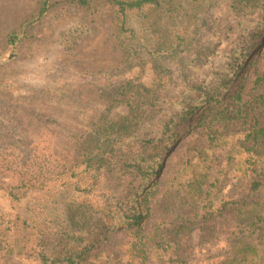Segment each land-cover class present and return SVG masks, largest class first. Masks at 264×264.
I'll list each match as a JSON object with an SVG mask.
<instances>
[{"label": "rangeland", "instance_id": "rangeland-1", "mask_svg": "<svg viewBox=\"0 0 264 264\" xmlns=\"http://www.w3.org/2000/svg\"><path fill=\"white\" fill-rule=\"evenodd\" d=\"M39 1L0 0V264H38L39 231L65 227L72 202L96 205L100 194L127 193L124 177L110 175L100 178V191L82 194L93 183V173L76 166L84 137L94 146V138L113 137L111 126L124 122L123 144L136 152V140L155 137L188 84L264 40L260 11L244 3L234 9L231 0H161L126 13L131 33L119 30L120 17L102 0L87 8L52 0L36 19ZM13 33L18 40L11 45ZM242 60L231 88L243 84V99L251 101L264 91L253 85L263 62L249 67L252 54ZM127 82L148 90H138L132 106L115 101ZM263 109L254 103L249 117L228 123L177 124L178 136L159 148L165 153L145 227L146 259L132 258L120 230L87 264H219L228 257L236 239L247 236L246 221L264 214V145L247 139L251 124L264 122ZM120 147L114 150L127 153ZM108 158L114 168V154ZM73 164L76 175L69 177L65 167ZM39 174L42 187L23 196L16 190L23 175ZM262 229L248 241L264 254Z\"/></svg>", "mask_w": 264, "mask_h": 264}, {"label": "trees", "instance_id": "trees-1", "mask_svg": "<svg viewBox=\"0 0 264 264\" xmlns=\"http://www.w3.org/2000/svg\"><path fill=\"white\" fill-rule=\"evenodd\" d=\"M51 1H39L36 19H40L45 15ZM64 1L87 8L94 0ZM102 1L116 10V14L120 17L119 30L131 33L130 30L124 27L126 13L139 11L145 7H159L161 0ZM243 3L250 6L254 5L259 10L261 22L264 24V0H231L230 6L236 9ZM260 37L261 35L253 36L250 40H257ZM17 40V35L13 33L8 37V44L13 45ZM249 49L243 48L241 57L235 56L233 62L227 66H220L221 69L218 67L211 69V73L200 84H188L185 93L176 101L177 109L175 111L168 110L167 118L159 121L157 125L159 131L155 137L148 140H136L139 145L136 152L131 153V148L123 144L124 140H122L120 134L123 131L124 122L111 126L112 131H114L113 137L108 136L104 141H97L94 138V146L89 145L86 141L87 138H83L84 141H81L79 152L76 154V166H83L84 173L92 172L93 183L90 188L82 190V194L86 195L95 190L100 191V178H108L110 175L111 177L114 175L124 177L128 191L124 197H116L113 194H100L101 202L96 205L88 200H82L78 204L74 202L69 204L68 220L65 227L54 229L53 225L39 231L41 240L36 245L35 251V260L38 261V264H87L90 260L96 261L101 258L100 246L120 230H123L130 239L132 258H141L142 262L146 259L145 227L151 215L152 190L156 186L155 179L161 170L162 157L165 153V151L164 153L160 152L159 148L165 141L169 144L178 136L174 135L177 124H185L189 125V128H193L195 125L204 127L212 121L228 123L249 117V110L254 103H259L261 107H264V91L251 101H244L243 84H240L238 90L231 88L236 72L241 70L244 65L242 58L245 59L249 54H252L249 67L256 64L258 60L263 62L262 72L255 74L253 85L255 87L264 85V40L254 42V45L252 44ZM179 63V66L182 67L183 64L180 60ZM138 90L148 91L137 83L127 82L120 87L117 93L118 98L115 101L132 106L134 97L139 96ZM149 107L150 110L156 108L153 102L150 103ZM262 111L264 112V109ZM195 117L198 118V125L195 122H190ZM247 139H251L253 145H264V122L259 124L255 120L249 127ZM118 142L121 145L120 148L125 146L127 153H120V149L114 150L115 144ZM110 147L111 149H108ZM113 154L116 166L111 168L112 163L108 155L113 156ZM73 166L74 164L69 168L65 167L64 173L69 177L76 175ZM39 176L37 179H25L23 175L20 181L21 185L16 187V190L23 189V196L27 191L37 189L36 184L42 187L46 181L40 174ZM258 187L259 184L257 183L252 185L253 189ZM76 191H80V188L76 187ZM11 196L17 199L16 194ZM125 205L127 206L125 207ZM262 207H264V203L261 205ZM237 208L239 209V207ZM246 226L248 229L244 233L249 237H238L231 254L219 264H260L264 254L259 252L257 245L250 243L248 240L254 237L256 231H258L257 228L261 227L263 228L261 230L263 235L261 236L264 238V214L254 215L252 219L246 221ZM2 251L0 240V254ZM10 252L7 249L4 257L10 255Z\"/></svg>", "mask_w": 264, "mask_h": 264}]
</instances>
